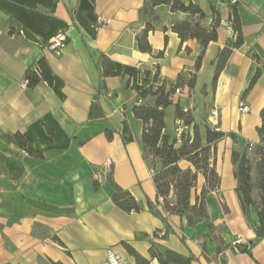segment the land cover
Wrapping results in <instances>:
<instances>
[{
	"label": "crops",
	"instance_id": "obj_1",
	"mask_svg": "<svg viewBox=\"0 0 264 264\" xmlns=\"http://www.w3.org/2000/svg\"><path fill=\"white\" fill-rule=\"evenodd\" d=\"M192 1L207 14L203 24L210 25L215 13L232 22L228 0ZM236 8L244 41L233 49L217 83L219 51L235 39L233 28L224 26L205 50L195 86L172 97L188 108L191 94L197 124L235 134L216 144L221 184L206 197L211 228L207 220L188 225L164 209L154 171L143 157V124L132 113L139 101L153 100L149 93L157 72L159 82L168 84L180 73L195 72L199 41L181 42L172 29L191 14L172 12L166 4L152 8L148 0H0V264H108L109 250L135 264L125 243L151 259L152 242L194 255L193 264H264V239L255 233L257 211L242 208L232 157L235 147L259 142L264 68L244 91L263 66L253 55L264 61V0H241ZM98 16L106 21L99 23ZM149 21L153 51L143 52L137 37ZM59 33L67 35V45L55 55L46 46ZM105 58L112 65L108 75ZM29 68L40 78L33 87L22 84ZM241 101L249 112H241ZM125 119L134 135L127 143ZM175 121L173 104L166 109L169 130ZM17 132L27 149L7 137ZM180 166L190 163L183 160ZM113 183L130 190L137 211L114 203ZM204 183L199 174L192 204ZM149 200L157 210L149 208ZM161 230L166 234L157 236Z\"/></svg>",
	"mask_w": 264,
	"mask_h": 264
},
{
	"label": "trees",
	"instance_id": "obj_2",
	"mask_svg": "<svg viewBox=\"0 0 264 264\" xmlns=\"http://www.w3.org/2000/svg\"><path fill=\"white\" fill-rule=\"evenodd\" d=\"M151 7L169 5L172 12L182 11L191 14V19L175 22L172 26L184 42L188 39H197L201 45L200 53L196 59L195 72L180 73L177 80L172 83L159 82V72L156 73L155 81L150 89L151 102L141 103L139 101L132 107L133 116L141 120L143 127L140 137L143 157L153 169V179L159 198H162L163 207L169 213L178 214L184 217L188 225H195L199 221H209L210 213L206 204L207 195L218 189L221 184V177L215 167L216 144L227 136L235 137L233 132H224L204 124L203 128L194 121L191 108H185L180 102L174 103L172 97L176 89L188 86L192 89L196 82V72L200 69L205 50L210 42L217 41L220 17L215 13L213 22L205 25L202 20L207 16L200 5L192 0H148ZM232 28L235 32V39L219 51L217 56L216 71L213 78V85L217 83L227 59L234 48L243 44V31L236 4L233 5L231 15ZM154 25L148 22L145 29L137 37L138 47L143 52H152L153 48L148 40L150 30ZM161 54V53H159ZM253 58L262 62L263 66L257 67L251 76L248 86L244 91L247 94L260 78L264 61L259 55L254 54ZM110 59L105 58L104 75L111 72ZM110 65V66H108ZM25 77L29 79V86H35L40 78L30 68L26 71ZM175 104L176 119H182L190 128L177 134L175 129L169 130L166 123V109ZM262 123L257 127L259 142L249 149V144L243 147H235L232 157L235 163V177L237 179L236 192L243 210L254 206L257 211L259 227L255 229L256 239H264V107L260 112ZM111 133V132H110ZM7 137L16 142L21 148L27 149V140L19 132L7 134ZM122 138L125 143L132 141L134 135L129 122L125 119ZM188 161L190 166L181 167V161ZM202 174L205 183L199 194L196 195L195 203L191 202L193 189L197 186L198 176ZM115 192L112 196L114 203L125 211H137L139 209L137 199L128 189L113 183ZM175 194V203H171L170 197ZM149 208L157 210V204L148 201ZM165 220L166 217H164ZM255 242L250 241V246ZM128 252L134 256L135 264H152L157 259L161 264H193L196 260L194 255H185L171 248L152 242L150 248L151 259L141 255L129 244L125 243ZM243 251L251 253L249 247H242ZM62 264V263H54Z\"/></svg>",
	"mask_w": 264,
	"mask_h": 264
},
{
	"label": "built area",
	"instance_id": "obj_3",
	"mask_svg": "<svg viewBox=\"0 0 264 264\" xmlns=\"http://www.w3.org/2000/svg\"><path fill=\"white\" fill-rule=\"evenodd\" d=\"M228 1L232 5L238 4L241 2V0H228ZM104 21H106V20L103 16H98V22L99 23H102ZM220 26H224L228 29H232V23L229 21L220 20ZM66 45H67V35L65 33H59L50 39L46 48L49 51H52L55 55H60L62 53L63 49L66 47ZM28 83H29V79L25 77L22 81V84L25 86ZM183 92H184V90L182 87H179L176 89V94H182ZM108 95H111V92H109ZM189 99H190V102H189L188 108H192L194 105V97L191 94H189ZM239 109L241 110V112H249L250 111V107L244 101L240 102ZM189 128H190V126L187 123H185L184 120L176 119L174 129H175L177 134H180L184 131H188ZM247 144H249V149H251L254 146V143H252L250 141H247ZM165 234H166L165 230H161V231L157 232V236H160V237L164 236ZM239 241L240 240H237L236 242H239ZM108 264H125V261L117 253H115L113 250H109V252H108Z\"/></svg>",
	"mask_w": 264,
	"mask_h": 264
},
{
	"label": "water",
	"instance_id": "obj_4",
	"mask_svg": "<svg viewBox=\"0 0 264 264\" xmlns=\"http://www.w3.org/2000/svg\"><path fill=\"white\" fill-rule=\"evenodd\" d=\"M171 203H175V194L173 193L170 197Z\"/></svg>",
	"mask_w": 264,
	"mask_h": 264
},
{
	"label": "rangeland",
	"instance_id": "obj_5",
	"mask_svg": "<svg viewBox=\"0 0 264 264\" xmlns=\"http://www.w3.org/2000/svg\"><path fill=\"white\" fill-rule=\"evenodd\" d=\"M194 105H195V99H194Z\"/></svg>",
	"mask_w": 264,
	"mask_h": 264
}]
</instances>
